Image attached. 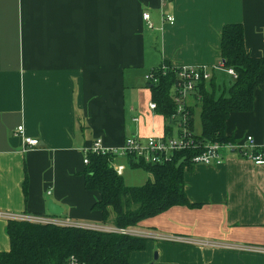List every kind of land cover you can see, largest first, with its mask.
Wrapping results in <instances>:
<instances>
[{
    "label": "crops",
    "instance_id": "1",
    "mask_svg": "<svg viewBox=\"0 0 264 264\" xmlns=\"http://www.w3.org/2000/svg\"><path fill=\"white\" fill-rule=\"evenodd\" d=\"M237 23L247 52L263 56L264 0H0V212L52 216V200L61 221L114 227L91 208L100 194L84 187L83 149L95 139L115 147L129 136L164 135L144 79L164 62L204 66L205 85L225 93L233 78L212 66L221 60L223 26ZM188 98L193 125L198 99ZM17 126L37 144L26 145ZM224 132L247 147L251 136L252 148L264 151V84L254 88L250 111L229 113ZM126 163L114 162L126 181L136 173L151 179ZM183 178L195 205L129 227L150 236L128 264H264V164L229 153L220 165L194 164ZM7 220L0 216V251L9 249Z\"/></svg>",
    "mask_w": 264,
    "mask_h": 264
},
{
    "label": "trees",
    "instance_id": "2",
    "mask_svg": "<svg viewBox=\"0 0 264 264\" xmlns=\"http://www.w3.org/2000/svg\"><path fill=\"white\" fill-rule=\"evenodd\" d=\"M220 57L226 67L235 71L236 77L226 92L218 95L211 80L209 87L199 84L200 133L193 132L192 107L187 108L186 121V128L198 145L175 151L158 164H143L128 158L129 167L143 169L151 175V179L139 186L126 185L108 166L105 156L87 154L88 162L82 172L84 187L100 194L91 208L101 213L103 223L110 220L115 228L135 227L173 206L195 205L185 195L183 178L184 170H191L194 165L191 157L201 149L200 142H233L224 132L226 118L231 112L250 111L254 88L264 84V55L253 57L247 52L241 24L223 26ZM176 70L164 62L150 70L156 81L145 83L156 109L164 117L165 137L180 132L173 116L175 104L168 95ZM6 233L9 249L0 251V264H65L68 256H74L79 264H128L129 254L142 250L147 239L116 231L13 219L7 220Z\"/></svg>",
    "mask_w": 264,
    "mask_h": 264
},
{
    "label": "built area",
    "instance_id": "3",
    "mask_svg": "<svg viewBox=\"0 0 264 264\" xmlns=\"http://www.w3.org/2000/svg\"><path fill=\"white\" fill-rule=\"evenodd\" d=\"M142 18L147 21L149 27L151 23L148 21L149 14L144 12ZM165 20L173 22L172 16H165ZM164 66H162L163 68ZM175 72V80L172 83L173 93L170 95L171 100L175 104V111L173 116L177 118L176 125L180 132L176 135L165 137L153 136V137H134L129 136L124 139L120 146H106L100 139H95L89 147L83 149V164H87V154L94 153L101 156H105L107 159L108 166L117 174L121 172L122 167L118 166L117 171L114 167V162L118 158H123L127 161L128 158L139 161L143 164H158L167 159L175 151H179L190 146L198 145L191 136V133L186 128V121L188 115V109L190 106L187 105L188 97H195L199 99L197 95V88L200 83L207 82L211 77V72L204 66H180ZM222 70L228 74L231 78L236 77L235 71L231 67H226L220 60L217 64L212 66V70ZM145 82L151 80L156 81V78L151 72H148L144 76ZM156 103L154 101L148 103V108L151 110L156 109ZM17 132L22 134V126H17ZM23 142L28 146H34L37 144L36 139L25 137L21 135ZM245 141L249 143V147L238 141H226V142H200L199 148H201L195 155H193L190 161L193 164H204V165H220L224 159V156L229 153L239 154L244 159L252 161L256 165L264 164V151L261 149H253L252 137L247 136ZM249 149V150H248ZM127 164V163H126ZM6 216L8 219L22 220L28 222L37 223H53L57 225H66L65 221H61L56 217L52 216H32L25 214H8L5 215L0 212V216ZM104 231H116L121 234H130L135 236H150L145 235L141 232L133 230L132 228H115L110 227L104 229ZM65 264H79L74 256H68Z\"/></svg>",
    "mask_w": 264,
    "mask_h": 264
},
{
    "label": "rangeland",
    "instance_id": "4",
    "mask_svg": "<svg viewBox=\"0 0 264 264\" xmlns=\"http://www.w3.org/2000/svg\"><path fill=\"white\" fill-rule=\"evenodd\" d=\"M173 90H174V88H173V85H171L170 86V88H169V93H168V95L170 96V95H172V93H173ZM188 100H189V98H188ZM198 102L196 103V105L194 106V114H193V129H194V132L196 133V134H199L200 133V118H199V110H200V107H201V104H200V102H199V100H197ZM127 170H129V171H132V172H139V171H141V172H143V169H139V171H133V170H138V168H131V167H127ZM134 177H135V180H131V181H129V180H127L126 181V177H125V175L123 176V179H124V181L126 182V183H130V185H140V184H142V183H144L145 182V180L142 178V176L140 175V174H138V173H136L135 175H134ZM66 225H75V224H70V223H66ZM76 226V225H75ZM80 227H84V228H91V229H94V228H97V227H88V225H79Z\"/></svg>",
    "mask_w": 264,
    "mask_h": 264
},
{
    "label": "water",
    "instance_id": "5",
    "mask_svg": "<svg viewBox=\"0 0 264 264\" xmlns=\"http://www.w3.org/2000/svg\"><path fill=\"white\" fill-rule=\"evenodd\" d=\"M47 212L52 216H58L61 215L63 210L60 206L55 204L52 200H48L47 206H46ZM156 253L154 252L153 258L155 259ZM152 264V263H148Z\"/></svg>",
    "mask_w": 264,
    "mask_h": 264
}]
</instances>
